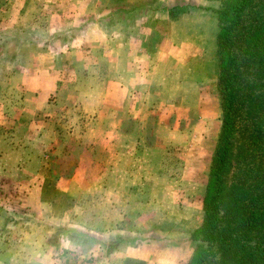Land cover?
I'll list each match as a JSON object with an SVG mask.
<instances>
[{
    "label": "rangeland",
    "instance_id": "1",
    "mask_svg": "<svg viewBox=\"0 0 264 264\" xmlns=\"http://www.w3.org/2000/svg\"><path fill=\"white\" fill-rule=\"evenodd\" d=\"M224 1L0 0V264L190 263Z\"/></svg>",
    "mask_w": 264,
    "mask_h": 264
},
{
    "label": "trees",
    "instance_id": "2",
    "mask_svg": "<svg viewBox=\"0 0 264 264\" xmlns=\"http://www.w3.org/2000/svg\"><path fill=\"white\" fill-rule=\"evenodd\" d=\"M214 12L221 127L189 264H264V0Z\"/></svg>",
    "mask_w": 264,
    "mask_h": 264
},
{
    "label": "crops",
    "instance_id": "3",
    "mask_svg": "<svg viewBox=\"0 0 264 264\" xmlns=\"http://www.w3.org/2000/svg\"><path fill=\"white\" fill-rule=\"evenodd\" d=\"M144 55H146V53H143L142 54V56H144ZM128 90H130V89H128ZM139 90H141V92L143 91L142 89H139ZM132 91H133V93H132ZM132 91H131V95H135L137 92V87H135L134 88V86H133V88H132ZM44 107V105H41L40 104V106H36V107H34L33 106V108H35V109H37V110H43L42 108ZM142 107H143V103H142ZM33 113H34V110H33ZM35 113H38L39 114V112L37 111H35ZM136 116H134L133 118H135ZM115 136H116V138H119L120 136H121V133L120 132H116V134H115ZM127 137H131V134H129ZM115 171V169H114V167H112V172H114ZM113 176H115V172H114V174H113ZM101 176H99V178H100ZM75 180V178H73V179H71L70 181L72 182V181H74ZM39 195V194H38Z\"/></svg>",
    "mask_w": 264,
    "mask_h": 264
}]
</instances>
